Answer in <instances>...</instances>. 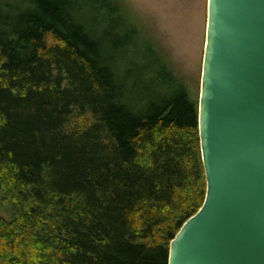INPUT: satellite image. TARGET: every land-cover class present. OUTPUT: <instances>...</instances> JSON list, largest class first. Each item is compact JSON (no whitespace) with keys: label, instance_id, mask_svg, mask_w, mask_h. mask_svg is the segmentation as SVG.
Wrapping results in <instances>:
<instances>
[{"label":"trees","instance_id":"trees-1","mask_svg":"<svg viewBox=\"0 0 264 264\" xmlns=\"http://www.w3.org/2000/svg\"><path fill=\"white\" fill-rule=\"evenodd\" d=\"M0 264H168L203 207L199 112L108 0H0Z\"/></svg>","mask_w":264,"mask_h":264},{"label":"water","instance_id":"water-1","mask_svg":"<svg viewBox=\"0 0 264 264\" xmlns=\"http://www.w3.org/2000/svg\"><path fill=\"white\" fill-rule=\"evenodd\" d=\"M199 133L206 199L168 264H264V0H209Z\"/></svg>","mask_w":264,"mask_h":264},{"label":"rangeland","instance_id":"rangeland-1","mask_svg":"<svg viewBox=\"0 0 264 264\" xmlns=\"http://www.w3.org/2000/svg\"><path fill=\"white\" fill-rule=\"evenodd\" d=\"M108 1L135 24L199 112L209 0ZM12 216V206L0 193V219L10 222Z\"/></svg>","mask_w":264,"mask_h":264}]
</instances>
